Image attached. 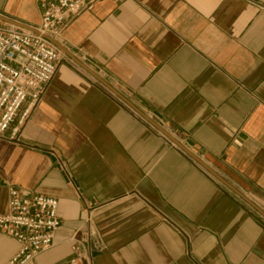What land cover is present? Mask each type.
Returning <instances> with one entry per match:
<instances>
[{
	"label": "crops",
	"instance_id": "1",
	"mask_svg": "<svg viewBox=\"0 0 264 264\" xmlns=\"http://www.w3.org/2000/svg\"><path fill=\"white\" fill-rule=\"evenodd\" d=\"M39 21L0 0V24ZM59 44L21 141L0 139V214L9 186L59 200L29 264L87 232L94 264H264V0H100ZM18 247L0 232V264Z\"/></svg>",
	"mask_w": 264,
	"mask_h": 264
},
{
	"label": "built area",
	"instance_id": "2",
	"mask_svg": "<svg viewBox=\"0 0 264 264\" xmlns=\"http://www.w3.org/2000/svg\"><path fill=\"white\" fill-rule=\"evenodd\" d=\"M98 1L37 0V26L0 24L1 140L21 141L26 121L63 61L59 41L64 30L81 14L92 11ZM165 128L172 135L173 131ZM60 226L58 198L9 186L8 212L0 214V232L13 237L19 246L10 264H29L54 247ZM91 235L87 232L83 238L73 239L72 256L66 264H94Z\"/></svg>",
	"mask_w": 264,
	"mask_h": 264
},
{
	"label": "water",
	"instance_id": "3",
	"mask_svg": "<svg viewBox=\"0 0 264 264\" xmlns=\"http://www.w3.org/2000/svg\"><path fill=\"white\" fill-rule=\"evenodd\" d=\"M61 47V46H60Z\"/></svg>",
	"mask_w": 264,
	"mask_h": 264
}]
</instances>
